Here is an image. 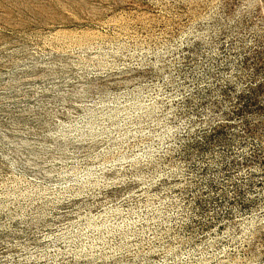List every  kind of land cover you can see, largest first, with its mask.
Masks as SVG:
<instances>
[{
    "label": "rangeland",
    "instance_id": "374dc122",
    "mask_svg": "<svg viewBox=\"0 0 264 264\" xmlns=\"http://www.w3.org/2000/svg\"><path fill=\"white\" fill-rule=\"evenodd\" d=\"M0 264H264V0H0Z\"/></svg>",
    "mask_w": 264,
    "mask_h": 264
}]
</instances>
